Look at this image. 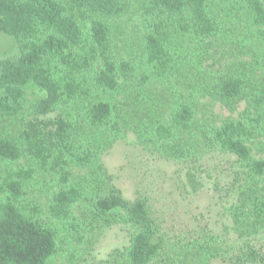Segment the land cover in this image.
I'll use <instances>...</instances> for the list:
<instances>
[{
    "label": "trees",
    "instance_id": "16d2710c",
    "mask_svg": "<svg viewBox=\"0 0 264 264\" xmlns=\"http://www.w3.org/2000/svg\"><path fill=\"white\" fill-rule=\"evenodd\" d=\"M127 1L0 0V34L19 50L0 59V264L56 256L51 223L79 240L126 223L128 264L159 257L167 242L148 198H123L101 162L124 129L190 177L207 156L230 159L214 187L235 200L227 213L241 243L180 247L186 264H264L254 243L264 237V0H132L143 38L121 58L109 22ZM27 86L44 93L29 112ZM205 99L245 109L216 123ZM39 177L53 184L45 210Z\"/></svg>",
    "mask_w": 264,
    "mask_h": 264
},
{
    "label": "rangeland",
    "instance_id": "374dc122",
    "mask_svg": "<svg viewBox=\"0 0 264 264\" xmlns=\"http://www.w3.org/2000/svg\"><path fill=\"white\" fill-rule=\"evenodd\" d=\"M126 3V12L109 22L114 51L121 58L137 53L143 38V25L132 9V0ZM18 54L14 40L0 34V59ZM43 96L44 93L36 87H25L23 104L26 112ZM201 102L207 106L208 112L215 115L216 123L226 119L239 120L245 109L244 102L238 103L234 111L210 99ZM228 161L230 159L222 155L207 156L201 162V173L195 171L190 177L186 167L149 154L139 145L132 131L124 129L113 139L101 156L104 169L126 200L133 201L138 196L148 198L167 242L163 252L150 264H186L178 255V248L193 244L220 252H229L240 245L227 213L235 200L222 197L214 187L216 181H226ZM18 164L27 166L29 163L21 160ZM37 181L36 200L45 210L47 193L53 184L44 177ZM75 211L77 214L79 209L75 208ZM51 224L58 230V250L46 264H128L126 249L133 234L130 225L119 223L79 240V236L73 237L60 224ZM254 243L263 246L264 237H259ZM206 264H222V261L216 259Z\"/></svg>",
    "mask_w": 264,
    "mask_h": 264
}]
</instances>
